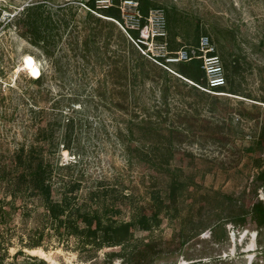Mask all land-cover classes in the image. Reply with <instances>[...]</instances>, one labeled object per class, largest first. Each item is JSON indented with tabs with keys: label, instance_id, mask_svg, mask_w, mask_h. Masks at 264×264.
Instances as JSON below:
<instances>
[{
	"label": "rangeland",
	"instance_id": "1",
	"mask_svg": "<svg viewBox=\"0 0 264 264\" xmlns=\"http://www.w3.org/2000/svg\"><path fill=\"white\" fill-rule=\"evenodd\" d=\"M39 1L47 3L45 8L52 11L57 25L44 19L31 28L27 26V16L34 14L32 6ZM125 1L138 4L144 35L150 31L146 27L150 11L165 12L166 37L145 43L154 56L159 52L153 48L161 44L171 54L198 52L201 38L209 37L214 54L224 64L228 80L225 90L204 93L171 73L166 74L171 79L166 95L161 79L159 85L146 82L137 87L130 116L153 114L155 106L162 113L160 120L167 118L160 123L155 120L150 132L135 128L133 135L127 131L130 117L116 109L119 91L112 93L106 68L94 57L91 42L97 28L95 19L105 21L109 17L101 10L93 15L89 11L92 3L97 9L101 0H0V155L40 138L52 162L60 166L78 163V170L88 173L92 183L101 179L111 195L132 194L136 203L147 204L154 179L163 194L168 192V183L139 158L146 153L166 152L171 167L182 169L189 180L180 199L179 217H170L154 230L155 237L172 240L170 251L158 264H190V259L208 263V256L219 258L214 264H264V229L259 233L252 222L245 228L230 223L250 211L253 202H264L263 184L258 180L264 172V147L258 143L259 118L264 109V0H103L114 16H120L118 20L111 18L113 22H108L113 26L104 28V34L113 35V49L122 44L124 36L116 21L124 27L134 23L133 7ZM134 34L142 38L141 31ZM25 55L39 62L41 82L18 71ZM194 61L202 68L197 58L169 66L179 71L181 64ZM199 75L204 82L201 86L207 87L204 70ZM140 97L148 107L145 113L135 107L134 99ZM32 106L34 112L29 110ZM60 109L65 110V118L74 119L70 148L63 145L65 128L59 126ZM165 128L171 132L167 140L159 135ZM117 218L129 219L126 212ZM216 224H223L228 236L219 243L212 241L209 229L203 230ZM181 226L185 229L182 236ZM197 232H201L199 241L193 237ZM135 237L144 241L150 238L140 231ZM183 238L188 243L181 250ZM19 248L17 238L0 246V264H37L31 256L47 264H87L55 238L46 239L42 248L35 249L45 256L24 249L15 261L13 256ZM100 256L103 258V253Z\"/></svg>",
	"mask_w": 264,
	"mask_h": 264
},
{
	"label": "trees",
	"instance_id": "2",
	"mask_svg": "<svg viewBox=\"0 0 264 264\" xmlns=\"http://www.w3.org/2000/svg\"><path fill=\"white\" fill-rule=\"evenodd\" d=\"M46 4L45 1H39L32 6L31 10L34 14L27 16L28 27L31 28L37 20L44 19L52 25L58 24L52 19V11L45 8ZM91 7L94 11L93 3ZM91 10L89 13L93 15ZM100 10L106 12L104 14L106 17L117 20L120 17L114 16L112 9H98L97 12ZM108 21L111 20L95 19L94 24L97 28L93 30L91 42L94 46V57L106 68L114 88L112 93L119 91L117 93L121 99L116 109L130 117L131 128L127 131L133 135L135 128L150 132L156 125L155 120L159 123L165 122L167 116L164 120H160L163 119L162 113L154 106L153 114L143 116L144 114L136 113L133 119L129 113L133 103L132 98L138 86H145L146 82L159 85L158 79L165 82L161 89L165 95L168 94L171 79L167 75L170 73L145 57L123 32L122 44L113 49L112 33L104 34V28L113 26L111 23L113 21ZM37 34L41 35V32L38 30ZM131 35L135 39L139 37L134 32ZM199 71L203 72L201 65L194 61L190 64H181L179 71L176 72L184 78L186 83L199 89L188 82L191 81L200 86L204 84L199 79ZM33 81L39 83L41 78ZM219 90L223 92L225 88L221 87ZM229 93L239 95L235 92ZM165 99L164 103L167 105V98ZM134 103L137 109L145 113L144 109L148 107L141 101V97L134 99ZM34 106L30 107V112H34ZM64 112V109H60L59 126L65 128L63 135L65 144L63 145L65 148H70L74 119L65 118ZM259 120L258 143L260 147H264V109ZM64 121H67V124L66 122L62 124ZM159 135L167 140L171 132L165 128L159 132ZM41 141L37 138L29 146L22 144L14 152L0 155V246H7L13 238H17L20 248L13 256V259L17 261L19 256L25 253L24 249L42 248L46 239L55 238L65 247V250L76 253L81 261L87 264H158L163 255L170 251L172 240L155 237L154 230L162 223L169 222L170 217H179L182 211L180 199L184 197L183 190L186 187V181L189 180L182 169L171 167L170 155L166 152L146 153L139 158L140 163H144L157 175L165 177L168 183V192L163 194L156 188L157 178H155L148 188L149 202L139 204L135 202L132 194L115 196L113 193L111 195L99 178L92 183L88 173L78 170V163L60 166L52 162L41 146ZM258 180L262 182L264 190V172L259 174ZM124 212L128 214L129 219H118L117 215H122ZM251 222L259 233L264 229L262 200L253 202L250 211L243 212L230 220L236 228H245ZM19 226L22 228V235L18 233ZM206 229L210 230L212 241L215 243H219L223 237L228 238L223 224L205 227L203 230ZM184 230V226H181L179 230L181 236ZM137 231L148 233L149 240L136 238ZM200 234L201 232H197L193 237L198 238L199 241ZM179 243L182 250L186 247L188 240L183 238ZM101 253L103 258L100 256ZM208 257L210 259L208 263L190 259L193 261L190 264H214L219 259L214 256ZM30 259L37 264H47L45 260L34 256Z\"/></svg>",
	"mask_w": 264,
	"mask_h": 264
},
{
	"label": "built area",
	"instance_id": "3",
	"mask_svg": "<svg viewBox=\"0 0 264 264\" xmlns=\"http://www.w3.org/2000/svg\"><path fill=\"white\" fill-rule=\"evenodd\" d=\"M125 2L129 3L128 5H131L128 7H133V9H130V11L133 12L134 23L132 24L131 27L130 26L124 27L118 21H116V23L119 24L123 33L139 49V51L145 57H147L149 60H151L161 68L167 70L169 73L180 78L183 77L179 75L176 71L172 70L169 65L174 63H187L197 58L202 61V69L206 74L208 85L207 87H203L191 81H188L189 83L195 85L201 91L209 94H215L216 89L227 85V77H226V71L224 68L223 61L218 55L214 54V46L210 41L209 37L205 36L201 38L198 52L190 51V50L189 51L182 50L180 52H177L176 54H171L164 46V44H161L153 48L154 50H157L159 52V55L154 56L153 54H150V52H152L153 50L152 49L147 50L148 47L145 43H148L149 39H153L154 42L156 39L159 40L162 37H166L167 16L165 12L160 9L150 11L149 15L146 18L149 24L146 27H149L150 31L147 32V35L146 34L144 35L143 34L144 28L140 21L141 15L140 13H138L139 12L138 4L130 1H125ZM97 7H98L97 9L91 11L94 13L97 12L98 9H108L109 6L104 5L103 0H101V2L98 3ZM134 31L138 33L141 31L142 38L141 37H138L137 39L133 38L131 34ZM0 62H1V56H0Z\"/></svg>",
	"mask_w": 264,
	"mask_h": 264
},
{
	"label": "bare ground",
	"instance_id": "4",
	"mask_svg": "<svg viewBox=\"0 0 264 264\" xmlns=\"http://www.w3.org/2000/svg\"><path fill=\"white\" fill-rule=\"evenodd\" d=\"M111 19V18H108ZM18 71H24L28 74L31 79H40L42 77V69L40 64L36 61V59L32 55H25L23 58V62L18 68ZM31 253L39 252L43 256L45 253L41 250H31Z\"/></svg>",
	"mask_w": 264,
	"mask_h": 264
},
{
	"label": "water",
	"instance_id": "5",
	"mask_svg": "<svg viewBox=\"0 0 264 264\" xmlns=\"http://www.w3.org/2000/svg\"><path fill=\"white\" fill-rule=\"evenodd\" d=\"M108 20H110V19H108ZM111 21H113V20H111Z\"/></svg>",
	"mask_w": 264,
	"mask_h": 264
}]
</instances>
